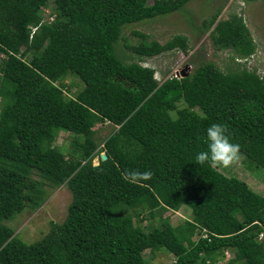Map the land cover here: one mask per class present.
<instances>
[{"label": "trees", "instance_id": "1", "mask_svg": "<svg viewBox=\"0 0 264 264\" xmlns=\"http://www.w3.org/2000/svg\"><path fill=\"white\" fill-rule=\"evenodd\" d=\"M48 1L0 0V264H150L146 250L175 264H216L227 250L228 264H264V195L215 161L196 162L206 129L222 123L247 167L264 171V77L235 61L256 51L242 16L217 20L218 9L201 24L235 65L196 62L158 82L141 61L187 52V36L160 43L132 30L131 44L123 29L191 0H53L45 20ZM120 39L131 61L117 53ZM69 74L81 80L75 92ZM99 123L112 129L107 158L93 165ZM60 132L68 150L55 144ZM63 183L67 214L42 237L27 242L5 223ZM181 205L183 222L143 225Z\"/></svg>", "mask_w": 264, "mask_h": 264}, {"label": "rangeland", "instance_id": "2", "mask_svg": "<svg viewBox=\"0 0 264 264\" xmlns=\"http://www.w3.org/2000/svg\"><path fill=\"white\" fill-rule=\"evenodd\" d=\"M54 6L53 0H49L47 6L44 7L43 16L45 20L53 19ZM184 8L183 12L175 11L139 23L126 25L123 29L124 35L127 36L128 42L131 44H136L139 40L132 35V30L144 32L148 34L150 39H155L160 43H164L176 34L187 36V52L177 49L141 61L142 65L152 67L155 70V76L159 81H163L179 71L191 72L196 62L211 61L224 71L227 70L226 65H235L232 59L234 56L232 50L216 49L209 37V32L202 30L201 27L203 20L215 14L218 9H220V12L217 20L226 19L232 13L242 16L256 43V51L251 57L239 63L245 65L248 69H256V72L264 77V0L248 2L247 0H191L186 3ZM116 51L125 61L132 60L130 57L132 56L131 50L125 46V41L122 39L118 41ZM0 56L5 57L6 54L1 53ZM235 61L238 62L236 59ZM187 65L189 68L186 67ZM65 81L69 84L71 92H75L82 87L81 80L74 74H69ZM95 128L96 140L98 144H101L103 138L111 132L112 125L99 123ZM68 136V133L60 132L56 137L55 144L64 150H68L70 147ZM97 163L96 158L93 164ZM247 164L245 155L239 152L238 157L229 166L225 167L219 164L218 168H225L226 173L245 181L256 192L264 195V171L262 172L260 169L251 171ZM45 188H47L46 197L37 209L27 207L14 218L5 222L27 242L42 237L50 230L51 222L59 224L67 214V207L72 199L67 185L63 183L53 186V188H48V186ZM166 216L173 225H177L190 217V209L185 205H181L174 210L160 211V214H156L153 219L148 217L143 225L149 224L150 221L158 225L160 220ZM144 255L150 264H175L174 257L164 251L152 255L146 250ZM232 258L233 253L227 250L224 258L216 264H228V261Z\"/></svg>", "mask_w": 264, "mask_h": 264}, {"label": "clouds", "instance_id": "3", "mask_svg": "<svg viewBox=\"0 0 264 264\" xmlns=\"http://www.w3.org/2000/svg\"><path fill=\"white\" fill-rule=\"evenodd\" d=\"M34 29L35 28H33V30ZM248 58H241V59L237 58L236 60L238 62H241ZM186 67L189 68L188 65ZM188 73L189 71H182V72L179 71L178 73H175L172 76L176 78L180 76L183 77L184 74L187 75ZM257 73L259 74V72ZM156 80L158 82H162V81H159L157 78ZM206 143H207L206 150L201 151L197 153L196 155V162L199 164H204L208 161H215L226 167V166H229L231 162L238 157L239 152H240V145L238 143L232 142V140L227 134L225 125H223L222 123H214L206 129ZM98 145L99 146L96 149V152H94L95 153L94 156L92 157V164L96 158L98 160V163L100 160H105L107 158L106 151L105 149H103L104 143L102 142L101 144H98ZM103 156L105 158H103ZM97 164H93V165H97Z\"/></svg>", "mask_w": 264, "mask_h": 264}, {"label": "built area", "instance_id": "4", "mask_svg": "<svg viewBox=\"0 0 264 264\" xmlns=\"http://www.w3.org/2000/svg\"><path fill=\"white\" fill-rule=\"evenodd\" d=\"M262 235H263V234H262V233H260V234H259V238H262Z\"/></svg>", "mask_w": 264, "mask_h": 264}, {"label": "water", "instance_id": "5", "mask_svg": "<svg viewBox=\"0 0 264 264\" xmlns=\"http://www.w3.org/2000/svg\"><path fill=\"white\" fill-rule=\"evenodd\" d=\"M186 74H184V76H185ZM103 158H105L104 156H103Z\"/></svg>", "mask_w": 264, "mask_h": 264}]
</instances>
